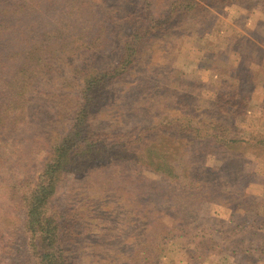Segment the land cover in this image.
Masks as SVG:
<instances>
[{"label":"rangeland","instance_id":"rangeland-1","mask_svg":"<svg viewBox=\"0 0 264 264\" xmlns=\"http://www.w3.org/2000/svg\"><path fill=\"white\" fill-rule=\"evenodd\" d=\"M182 1L151 0L148 8L146 0H0L8 11H28L0 39V87L27 75L33 80L19 121L0 125V264L25 262V215L13 202V187L35 182L52 143L71 127L77 69L110 67L142 13L166 14ZM104 27L102 44H93ZM57 40L68 45L64 55L46 49L42 70L34 63L30 72H19L25 51ZM5 91L0 101L8 104ZM106 93L109 144L137 146L144 129L178 118L180 129L189 120L195 129L216 122L236 141L254 144L229 151L214 139L188 135L190 144L175 146L172 155L184 157L204 190L174 183L119 151L100 152V162L63 180L52 203L64 215L68 264H264V254L244 257L231 248V240L243 239L233 237L245 220L237 206L264 205V146L256 142L264 138V0L179 14ZM166 131L146 132L138 146ZM130 152L136 158L143 151ZM243 233L259 244L257 233Z\"/></svg>","mask_w":264,"mask_h":264},{"label":"trees","instance_id":"trees-1","mask_svg":"<svg viewBox=\"0 0 264 264\" xmlns=\"http://www.w3.org/2000/svg\"><path fill=\"white\" fill-rule=\"evenodd\" d=\"M240 1L242 0H183L171 4L169 12L166 14L154 16L151 11H146L141 14L138 26L119 45L118 49L121 54L116 63L102 69H77L80 84L79 101L74 108L71 127L52 143L50 158L35 182H30L31 184L28 183L24 187H13L12 199L24 211L25 221L23 227L25 234L28 236L26 251H23L26 255H24L25 262L23 264H68L62 239L64 215L52 203L58 195L63 180L71 173L76 174L80 171L89 170L91 165L100 162L101 159H98L100 158V152L119 151L118 154L123 153V158L134 159V161L143 164L146 169L162 175L174 183L185 188L198 190V186L200 188L203 186L194 176L184 157H177L178 155L174 157L172 155L175 146H185L187 141L190 144L191 141L187 139L188 135H193L196 139H214L215 143L229 149V151L239 152L238 150L243 148L244 143L247 144V147L254 144L251 141H236L228 135L229 129L227 127L216 122L201 123L195 129L191 120H189L186 123L187 125L180 129L179 127L184 124H178H181L184 120L178 118L172 122H169L171 119L168 122H158L157 125L144 129L135 141L137 146L130 142L125 147L117 140L114 144L107 142L106 138L111 133L108 135L106 130L111 131L113 126L106 124L109 117H103L104 114H108L105 113V109L110 106L111 101L106 92L129 73L142 55L143 49L154 40L157 34L164 32L179 14L189 15L206 12L207 9L217 11L231 7ZM146 2H149L146 5L149 8L151 0H146ZM27 12L25 7L20 8V11H8L0 7V39L8 35L16 17H23ZM134 12H131L129 16L135 17ZM105 31L104 27L102 35L97 37L93 44L96 42L99 45L102 44L101 38ZM57 41L59 43L51 42L40 45L41 49L30 48V51H25L26 55L20 64L19 72H22V74H25L27 70V73L30 72L34 63L39 65L40 69L38 70H42L46 49L52 52L62 51V55H64L67 51L65 48L68 45L62 40ZM35 58H38V61ZM3 60L4 58H0V65ZM38 72L40 73V71ZM29 80H32L31 75H27L23 79L16 78L10 85L5 82L0 87L1 90L6 89L5 92H8L5 95L1 94L2 97L9 95L6 99L8 104L0 101V125H4L6 122L15 123L19 121L20 115L25 110L23 106L24 90L30 85ZM202 126L203 130L206 131L204 136H202L203 131L200 129ZM163 129L167 130L164 135L152 139L144 149H140L137 142L145 139L146 132L159 131L161 133ZM177 136L181 138L177 139ZM163 141H168L171 144L161 145ZM256 142L264 146L263 137L257 139ZM187 146L189 147V145ZM130 151L143 152L134 158V153ZM242 152L245 153V151ZM21 189H24V191L20 195L19 191ZM201 189L204 190V188ZM205 189V194L208 195V188L205 187ZM237 199L243 200L244 198L240 195ZM237 207V210H242L245 220L233 231V237L235 239L243 235V239L238 243H234L229 239V242L231 240V248L233 247L235 251L238 250L244 257L250 256L252 258L255 256L259 259L264 254V205L253 206L245 203L239 204ZM244 231L257 233V237H260L259 244L256 243L254 246L253 244L257 239L255 236L248 238L244 235ZM248 263L251 264L249 261Z\"/></svg>","mask_w":264,"mask_h":264}]
</instances>
